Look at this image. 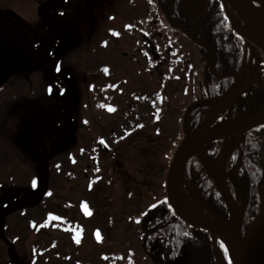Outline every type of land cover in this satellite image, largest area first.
Masks as SVG:
<instances>
[{"label":"rangeland","instance_id":"obj_1","mask_svg":"<svg viewBox=\"0 0 264 264\" xmlns=\"http://www.w3.org/2000/svg\"><path fill=\"white\" fill-rule=\"evenodd\" d=\"M0 12L33 37L0 81V264H13L10 245L19 264H156L140 236L166 196L185 112L203 95L205 53L157 0H0ZM138 17L160 54L149 51L148 77L121 53ZM259 67L244 77L263 85ZM216 163L230 168L225 157ZM183 182L180 198L199 215ZM196 247L173 260L156 252L158 263L198 264ZM215 251L231 262L221 241Z\"/></svg>","mask_w":264,"mask_h":264},{"label":"trees","instance_id":"obj_2","mask_svg":"<svg viewBox=\"0 0 264 264\" xmlns=\"http://www.w3.org/2000/svg\"><path fill=\"white\" fill-rule=\"evenodd\" d=\"M158 3L166 14L170 13V7L174 8V12L170 16L171 22L174 25L182 26L179 29L191 37L193 28H196L197 38L216 52L218 61L214 70L217 74L239 70L244 55V40L232 26L220 0H158ZM250 3L262 5L253 1ZM195 45L205 53L208 67H206L207 71L201 79L203 95L199 103L192 107L187 115L186 124L189 127V132L197 130L205 112L212 103V99L220 97L232 82L231 78H218L213 74L209 70L212 60L210 50L199 44ZM246 55H248V50ZM262 109H264V90L252 87L222 111L219 121L221 125H224L234 112L251 115ZM220 124H216L215 127H220ZM247 131L239 135L243 140L239 147V156L234 159V167L232 171L226 174L224 181L225 187L232 194L236 192L239 194L241 203L247 202L243 216V233L260 209L259 193L264 176V155L263 157L259 156L261 153L264 154V140L251 142V138H246ZM209 145L215 146V150H217L222 146V140L212 141ZM206 165L207 162H201L195 154L186 165V177L194 183L198 198L226 217L225 198L218 192L216 182L210 177V174L208 173L204 177H194L195 174L203 171L207 167ZM236 167L240 168L238 174L235 173ZM148 213L149 216L152 213V218L146 222L147 225L144 229L147 233L143 237V244L146 249L155 254L156 252H162L161 254L166 252L168 255L165 259L173 260L185 255V251L197 245V252L201 254L198 264H217L209 245L211 233L183 221L171 209L166 198L154 203L148 209Z\"/></svg>","mask_w":264,"mask_h":264},{"label":"water","instance_id":"obj_3","mask_svg":"<svg viewBox=\"0 0 264 264\" xmlns=\"http://www.w3.org/2000/svg\"><path fill=\"white\" fill-rule=\"evenodd\" d=\"M221 1L225 5L230 6V8L235 10L237 13H242L239 0ZM254 1L264 3V0ZM244 2L247 4L248 0H244ZM250 25L255 35L259 37L260 42L263 41L264 31L262 25L259 24L258 26L253 21L250 22ZM47 30L53 32L49 25H47ZM240 33L242 34L241 30ZM194 39L196 42L199 41L195 32ZM31 44L32 36L29 35L27 30L12 17L0 12V78L6 75L9 71L13 70L16 65L25 58L26 54L32 47ZM56 45L57 47L55 50H57L60 46L59 42H56ZM212 59L213 61L210 65V70L214 71L213 67L217 61L214 52H212ZM230 75L234 77V83L223 95H221L220 98L214 101L211 108L221 109L222 107L231 104L232 100L239 95V89L242 84L241 74L230 72L221 76L224 77ZM251 81L260 87L257 82L254 80ZM209 114L210 113L207 112L201 121L199 129L192 134L189 139L187 136L184 138L180 147L173 156L174 158L168 167L169 170L166 175L165 190L167 200H169L172 209L176 211L182 220L188 221L190 224L204 230H209L223 240L230 251L232 264H256L258 257L264 251V179L260 192V210L251 221L244 234L242 233L241 226L246 209L245 203L237 210L236 220L231 222L222 217L216 211L207 208L202 203H200V207L207 213L208 216L201 217L195 213L193 214L182 208L180 201L177 198L179 190L178 184L180 180L179 177L182 174L185 163L191 155L196 150L201 148L202 145L212 141L213 139L223 138L224 136H230L236 132L244 131V129L262 121V119L256 120V118L264 114V111L254 113V115L243 119V121L233 125L231 128L213 129L212 131H207V127L209 126ZM193 198L197 199L195 194H193ZM9 249L11 250V261H13V264H19L15 250H13L11 245L9 246Z\"/></svg>","mask_w":264,"mask_h":264},{"label":"flooded vegetation","instance_id":"obj_4","mask_svg":"<svg viewBox=\"0 0 264 264\" xmlns=\"http://www.w3.org/2000/svg\"><path fill=\"white\" fill-rule=\"evenodd\" d=\"M136 19L138 20L139 26H138V24H132L130 27H131V29L134 28V30L137 31V33L139 35H138V37L132 36L131 39L124 40L123 43H125V45H124L125 50H122L121 53L123 54L122 57H125L127 59V62L129 63V65H132L134 67V69L136 70V73H138V74L141 73L143 76L148 77V74L150 75V73H148L149 72V70H148L149 51L152 52V54L154 55L155 58H158L159 57V52L157 51L158 46H157V42L155 40H153L151 37H148L144 30L142 31V29H141V25H142L141 17L140 18L138 17ZM57 40L60 42V40L55 37V39H54L55 47H56V41ZM55 47H53V50ZM113 47H114V44H113ZM104 60L106 61V59H104ZM109 73L111 74V71H109ZM60 84H57V86L60 87L61 86ZM107 89H109V86L105 90H107ZM144 94H146V93H144ZM146 97H148V95H146ZM233 138L234 139L230 143L231 144L230 154L234 156V159H237V157L239 156V147L242 145L243 140L240 138L239 135H236ZM246 138H249V139L251 138V142H254V143H255V141L257 142L260 140H264V125L254 126V128L249 129L246 133ZM100 146L101 147L103 146L101 141H100ZM222 146H223V144H222ZM209 148L213 150V149H215V146H212V147L209 146L208 149ZM263 155L264 154L261 153V155H259V156L263 157ZM93 158H95V157H93ZM207 159H208V161L210 160L209 155H207ZM185 173H186V171H185ZM205 175H207V174L205 173L203 175V177Z\"/></svg>","mask_w":264,"mask_h":264},{"label":"bare ground","instance_id":"obj_5","mask_svg":"<svg viewBox=\"0 0 264 264\" xmlns=\"http://www.w3.org/2000/svg\"><path fill=\"white\" fill-rule=\"evenodd\" d=\"M239 4L241 5L242 13L239 12L237 13L235 10H232L229 7L228 8L229 15L233 19L235 25L238 26V28L242 31V33L247 37L248 41L252 42L254 46H256L260 52H262V57H264V40L260 42L259 37L255 35L250 25L251 21H253L254 23L259 21V18L262 14L255 7H251L245 4L244 0H239ZM241 83L242 84L240 86L239 93L242 91V89L252 84V81L242 77ZM216 111L217 109L211 110V114H210L211 118L215 117V115L218 113ZM258 119H264V114L256 118V120ZM177 198L180 201L182 208L191 212L188 203L184 199L182 200L180 198V192H178ZM257 260L258 261L256 262V264H264V251L260 254Z\"/></svg>","mask_w":264,"mask_h":264},{"label":"snow or ice","instance_id":"obj_6","mask_svg":"<svg viewBox=\"0 0 264 264\" xmlns=\"http://www.w3.org/2000/svg\"><path fill=\"white\" fill-rule=\"evenodd\" d=\"M32 184H33V187H35V186H36V181L33 180V181H32Z\"/></svg>","mask_w":264,"mask_h":264}]
</instances>
